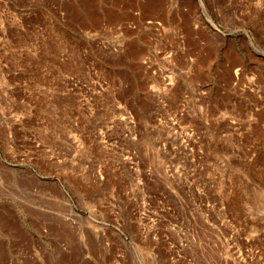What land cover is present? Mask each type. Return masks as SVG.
<instances>
[{"label":"rangeland","instance_id":"rangeland-1","mask_svg":"<svg viewBox=\"0 0 264 264\" xmlns=\"http://www.w3.org/2000/svg\"><path fill=\"white\" fill-rule=\"evenodd\" d=\"M0 264H264V0H0Z\"/></svg>","mask_w":264,"mask_h":264},{"label":"bare ground","instance_id":"bare-ground-1","mask_svg":"<svg viewBox=\"0 0 264 264\" xmlns=\"http://www.w3.org/2000/svg\"><path fill=\"white\" fill-rule=\"evenodd\" d=\"M32 175V174H31ZM30 178V177H29ZM35 182V181H34ZM20 184V183H19ZM3 219H5V218H3ZM5 220H7V219H5ZM8 221H9V219H8ZM12 223H14V221L12 222ZM9 225V224H8Z\"/></svg>","mask_w":264,"mask_h":264}]
</instances>
